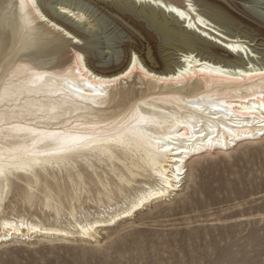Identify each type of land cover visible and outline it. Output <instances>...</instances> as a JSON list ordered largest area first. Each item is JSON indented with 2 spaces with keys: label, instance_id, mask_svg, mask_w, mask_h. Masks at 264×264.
Segmentation results:
<instances>
[{
  "label": "snow or ice",
  "instance_id": "6c2138e0",
  "mask_svg": "<svg viewBox=\"0 0 264 264\" xmlns=\"http://www.w3.org/2000/svg\"><path fill=\"white\" fill-rule=\"evenodd\" d=\"M251 2L236 0L237 14L216 0H0V212L37 201L43 208L59 191L61 203L71 201L65 220L83 225L70 230L58 211L43 227L21 223L38 234L26 238L13 218L0 248L96 241L134 224L171 189L183 191L196 159L222 144L230 153L238 138L264 139V0L255 10ZM197 73L207 74L204 84L220 77L213 91L203 93ZM144 87L175 103L145 112ZM230 124L238 135L214 140L213 128ZM215 255L206 249L202 262L185 264H232ZM259 255L239 264H264V236ZM143 264L169 262L149 256Z\"/></svg>",
  "mask_w": 264,
  "mask_h": 264
},
{
  "label": "rangeland",
  "instance_id": "374dc122",
  "mask_svg": "<svg viewBox=\"0 0 264 264\" xmlns=\"http://www.w3.org/2000/svg\"><path fill=\"white\" fill-rule=\"evenodd\" d=\"M226 1L239 12L236 0ZM259 3L252 0L246 7L255 10ZM191 168L196 170L195 177L190 176L183 191L154 204L134 225L105 230L97 243L57 242L0 251V264H143L149 256L185 264L187 260L202 262L205 250L212 248L216 252L212 259L232 264L259 261L264 236L259 231L264 217V141L243 145L229 158L200 161Z\"/></svg>",
  "mask_w": 264,
  "mask_h": 264
},
{
  "label": "bare ground",
  "instance_id": "6f19581e",
  "mask_svg": "<svg viewBox=\"0 0 264 264\" xmlns=\"http://www.w3.org/2000/svg\"><path fill=\"white\" fill-rule=\"evenodd\" d=\"M9 2H11V0H9ZM16 3L18 5L19 0H16ZM106 0H96V4L97 5H102L105 4ZM217 6L227 10H230L231 12L237 13L239 14L238 10H235L231 7V5L228 4V1L226 0H216ZM230 3V2H229ZM234 6V5H233ZM18 12V9H17ZM12 13H10L11 15ZM247 21V20H246ZM251 21V20H250ZM253 23V22H252ZM110 55V54H109ZM207 74H201V73H197V77L200 78V87L203 89V93L207 94L210 91H213L215 88V84L213 83V81L215 80H219L220 77H207V79L209 80L208 84H204V78H206ZM186 79L191 82L193 80V77L191 76V74H186ZM256 91H259V86L256 88ZM138 94H143L145 97V100L148 102V107L144 108V111L147 113H151L153 112V108L151 107V105L153 104H158L161 107L168 109L171 108V105L173 103H175V101H172L171 103H169L161 93H157L155 90L150 89V88H138L137 89ZM149 95L156 97L155 100L149 99ZM245 97L247 96V93L243 94ZM228 98H236L239 99V97H228ZM155 115H162V113L160 112H155ZM247 114L245 113L244 115L240 116V119H244L245 116ZM220 121H224L225 123L227 122L225 120V118L223 116H221ZM229 119L231 120H236L237 117L236 116H232ZM210 123H212L213 125H216L218 123V121L216 119H213L210 121ZM201 125L197 124V128H199ZM253 127H256L255 125ZM232 129H235V125L234 124H230L228 126V129H225L222 125L219 127V129L217 128H213V138L214 140L216 139L217 135H219V138L221 139V141H225V140H230L232 139L233 136L238 135V130L237 131H233ZM191 130V129H189ZM264 139H239L237 141V144L234 147V151H236L239 147L245 145V146H252L255 144H258L260 142H263ZM228 148H232L233 145L231 144H227L226 145ZM224 147L225 145H221L220 146V150L216 151L215 154L213 153H209L205 156H203L202 158H198L196 159L192 164L189 165V167L191 168L193 165L199 163L200 161H204V160H215L217 158H229L231 156V154L234 151L226 152L224 151ZM190 179V177H189ZM53 183H55V180L53 179ZM186 185V184H185ZM185 185H182V188H185ZM5 186H0V194L3 193V189ZM172 193H175V195L181 191V189L178 188H173L170 190ZM87 196V193L83 190H81L79 192L80 196ZM63 195V193L61 192H57V193H51L49 192V194L47 196L44 197L43 199V208H41L40 201H37L35 209H33L32 212H30L29 210L32 209L31 205L25 206L23 203L20 204V207L18 208L17 211H14V208L12 209V211L8 214H5L3 212H0V234H2L4 231L8 230L7 229V224L11 222V220L14 218L15 219V224L17 225L16 231H24L26 233V238L27 236L31 235V236H35L38 235L37 233H31L27 227L24 229H20L19 225L21 223H25V224H32L33 226H40L43 227L45 224H50L52 222L51 218L53 216L57 215V212L59 211L60 215H59V221L63 222L64 224L68 225L70 230H78L79 227H83V225H77L76 228H73V225L69 224V222L67 220H65L64 218V207H63V203H67L69 205V207H71V201L70 200H65L63 203H61L60 201V196ZM73 196L78 195V193L73 192L72 193ZM175 195H170L166 198H161V201H167L170 200L172 197H174ZM99 196V194H98ZM97 196V197H98ZM160 201V202H161ZM78 202V201H77ZM158 203V202H157ZM155 203V204H157ZM38 208V211L37 209ZM33 213H35V215H33ZM41 215V217H39ZM87 224V221H85V225ZM131 225H134L131 223ZM97 227H103L105 229H111L113 227H115V225H102V224H97ZM93 231H95V228H92ZM102 238L101 234L97 235V240L94 241V243L99 242V240ZM68 239H72L71 236L68 237ZM78 239H80L81 241H83V237H79ZM27 245H31V243L33 241L31 240H27ZM62 242H66V241H60L58 243H62ZM35 243L39 246V245H43L48 243L45 240H37L35 241ZM51 244V243H48ZM30 247V246H26L25 244H21V245H17L16 247ZM0 251H8L5 250L3 248H0Z\"/></svg>",
  "mask_w": 264,
  "mask_h": 264
}]
</instances>
